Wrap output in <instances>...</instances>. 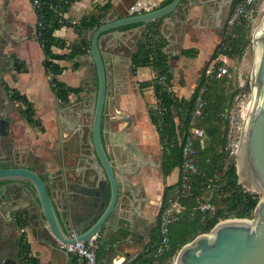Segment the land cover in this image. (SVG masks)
<instances>
[{"label":"crops","instance_id":"crops-1","mask_svg":"<svg viewBox=\"0 0 264 264\" xmlns=\"http://www.w3.org/2000/svg\"><path fill=\"white\" fill-rule=\"evenodd\" d=\"M213 1L181 0L177 9L164 19L123 26L100 37L109 95L102 120L103 144L108 156L118 161L116 170L132 187L135 198L132 199L129 189L122 187L109 227L104 235L94 238L103 247L102 253H106L109 264H127L147 248L153 230H157L151 231L152 227L147 226L149 220L157 216L152 206L158 205L163 194L161 191L158 200L149 195L153 181L148 166H142L139 174H133L138 169L136 162L153 164L157 161L151 146L158 133L150 121L148 109V105L154 103V90L151 86H139L150 83L157 72L150 65L134 69L132 57L146 43L150 29L156 31L171 77V92L179 99H190L220 37V29L215 27L219 5ZM170 2L172 0H111L110 9L92 28L80 33L72 27L57 29L55 37L67 44L84 41L89 45L84 54L58 61L64 71L57 79L78 90L63 103L54 94L44 68V52L37 40V17L30 0H0V166L26 167L36 172L45 182L62 217L69 207L73 214L81 210L82 201L89 199L94 179L99 176L91 135L98 87L90 58L93 28L132 16L136 14L134 10L141 13ZM104 3L105 0H74L66 16L75 21L99 16L98 7ZM186 50L193 52L184 54ZM54 51L67 53L61 49ZM5 86L17 90L30 103L38 125L28 123L21 113L25 103L11 101ZM131 144L138 149V155L130 149ZM171 173L165 177L159 173L157 181L162 186L178 183L179 171L172 179ZM19 205L8 195L0 199V236L5 237L11 247L5 260H15L19 264L18 253L23 239L38 264H74V257L65 252L61 244L60 249L54 248L36 234L26 213L16 211ZM24 223L28 227L25 236L20 234ZM17 239L18 248L13 245Z\"/></svg>","mask_w":264,"mask_h":264},{"label":"water","instance_id":"water-1","mask_svg":"<svg viewBox=\"0 0 264 264\" xmlns=\"http://www.w3.org/2000/svg\"><path fill=\"white\" fill-rule=\"evenodd\" d=\"M180 3L181 0H172L158 9L152 8L141 13L134 10L136 14L132 16L106 22L92 30L90 58L96 70L98 87L92 112L91 135L99 176L94 179L89 199L82 201L81 210L73 214V209L69 207L62 217L54 206L45 182L36 172L26 167L0 166V199L8 195L17 204L19 202L20 207L16 211L26 213L31 228L48 245L60 249L61 243L87 242L96 236L101 237L118 208L122 187L124 190L129 189L132 199H135L134 190L116 170L118 161L108 156L103 144L102 120L109 95L99 40L103 33L123 26L164 19ZM252 36L256 52L250 82L252 99L241 127L236 172L238 182L244 188L264 195V17ZM129 147L138 155L134 144ZM135 166L139 168L144 164L136 162ZM133 174L136 175L137 171ZM7 189L10 192L7 193ZM70 234L74 237H70ZM0 237V264H16L15 260H5L11 247H8L5 237ZM18 244L19 239L13 243L16 248ZM105 256L103 252L101 264H109ZM174 264H264V198L259 200L252 219L218 222L208 233L198 235L182 246Z\"/></svg>","mask_w":264,"mask_h":264},{"label":"trees","instance_id":"trees-1","mask_svg":"<svg viewBox=\"0 0 264 264\" xmlns=\"http://www.w3.org/2000/svg\"><path fill=\"white\" fill-rule=\"evenodd\" d=\"M74 0H62L63 2V11H68L71 3ZM238 0L234 1L233 7L237 4ZM167 4V3H166ZM56 0H40V6L35 11L37 17V40L44 52V68L46 73L50 77V83L52 85V90L56 97L63 103H67L69 96L71 94L77 93L78 90L71 89L65 86L64 83L60 82L57 77L62 74L64 68L58 65L59 60H71L77 55L84 54L89 48V45L81 41L78 44H67L65 41L60 40L55 37V31L63 25L58 22L59 19V10L56 8ZM111 0H105V3L98 7V10L101 12L99 16H88L83 17L78 20V23L72 28L80 33L86 29L92 28L94 25L99 23L100 18L110 9ZM69 27V26H68ZM157 34L156 31L150 29L147 33L146 43L141 46L138 52L132 57L133 68L137 66H146L150 65L155 69L158 74H165L167 76L166 84L159 85L156 79H153L150 83H140V87L151 86L154 90V95L160 100V106L166 108V112L162 115L158 112L149 109L150 121L153 124L155 130L158 133V140L161 146V158L162 166L161 172L162 175L168 176L175 168H178L181 161V143H182V128L187 129L188 123L191 118L192 109L194 106V98L196 90L205 83L204 72L201 76V80L195 89L193 96L190 99H179L175 97L172 92L166 90L167 86H171V77L168 72V66L166 64L163 53L161 52V41L159 43V48H156L155 51L151 46V37L150 35ZM229 40V39H228ZM230 42V40H229ZM222 43H225L224 40H221L217 45L212 57L210 60L215 59L220 53L223 55L233 54L235 51V45L233 44L230 51L227 53L226 50H222ZM231 45V44H230ZM54 49L67 50L65 54H59L54 51ZM193 52L191 50L184 51V54H189ZM19 69V68H17ZM212 80L214 87L216 85L223 84L222 82H217L213 78H208ZM208 80H207V90L208 91ZM215 81V82H214ZM6 91L9 94L11 101H23L25 103V108L21 110L22 115L28 121L30 125H38V121L34 119V111L24 97L15 89H10L5 86ZM213 89V87H212ZM207 97V96H206ZM208 105V102H207ZM205 105L203 116L199 119L201 121L198 124L199 127H203L207 122L206 118L210 117L217 118L219 112L225 110V108L220 109L219 111L215 108L212 113L208 111L211 107ZM220 113V114H221ZM219 114V115H220ZM214 116V117H213ZM199 121V122H200ZM215 134H218L219 131L217 128L210 130ZM215 141L220 146V149L217 147L208 146L204 149H197L196 163L199 170V173L194 177L193 181V195L182 201L185 206V210L192 211L196 208V212L193 215V218L190 219L189 215L182 214L178 215L173 222L170 228V242L168 249L159 257H156V249L159 244V232H158V222L157 230L155 229L152 237L150 239L149 245L141 253H139L135 258L130 260L127 264H153L154 261L164 262L172 258L185 244L192 241L199 234L208 233L218 222L226 219H252L254 210L260 200V195L246 190L239 182L236 172V165L233 161L226 163L227 156L223 153V143L224 139L220 136H217ZM206 148V149H205ZM208 152L212 153L213 158L210 163H204L200 161V157ZM210 159V158H209ZM177 186V189H175ZM179 189V184L165 186L162 194L161 206L159 209V214L165 208L167 200L173 196L171 191ZM205 191H211L213 198L210 202L214 206V211L210 212H201L198 210V205L202 203L199 198ZM175 193V194H176ZM184 213V214H185ZM158 214V216H159ZM20 215V214H19ZM203 219V220H202ZM18 220L21 223V217H18ZM158 221V219H157ZM27 224H22L23 226ZM103 251V247L98 245V254ZM159 258V260L157 259ZM18 263L19 264H38V260L35 257L30 255L28 244L25 240L20 241V249L18 253Z\"/></svg>","mask_w":264,"mask_h":264},{"label":"rangeland","instance_id":"rangeland-1","mask_svg":"<svg viewBox=\"0 0 264 264\" xmlns=\"http://www.w3.org/2000/svg\"><path fill=\"white\" fill-rule=\"evenodd\" d=\"M238 2V1H237ZM234 8L231 9V11L225 16L222 27L220 29V37L218 38V44L221 40H224L227 43V53L232 48L233 44L235 45V51L232 52L233 54H228L224 56V66L227 68V73L221 78V79H215L217 82H222L223 84L221 87L219 85H216L214 87V84L212 83V80H208V91H205L204 93V100L205 105L211 106L208 111L212 113L214 109L216 108L218 111L222 108H225L224 111L219 112L218 117L219 119L212 118V114L210 117L206 118L207 122L202 127L205 134V143L206 146H213L217 147L216 149H220V146L216 143L221 145L219 141L213 140L214 134L213 132H210L211 129L217 128L219 133L215 134L216 136L214 139H217V136H220L224 139L223 143V150L224 154L227 156L226 163L229 161H233L236 165V147L240 143L241 139V130L236 133V138L233 139V137L229 138L230 131L235 129V127H242L243 124V118H245L247 110L249 108L251 99H252V89H251V74L254 66V61L256 57L255 52V46L253 43V33L255 29L260 25V23L263 20L264 17V0H257V6L256 11L254 14V20L253 21H242L239 24L230 25L228 23V19L230 14L233 12ZM217 39V38H216ZM230 42H229V40ZM231 44V45H230ZM233 50V48H232ZM215 59L210 60L208 63V68L215 62ZM214 79V78H213ZM215 82V81H214ZM213 87V89H212ZM206 90H207V84H206ZM207 96V97H206ZM152 104L148 105V109H152ZM215 107V108H214ZM214 117V116H213ZM198 119L196 121L197 124H200L201 121ZM234 124V126H233ZM181 130H185V128H182ZM182 135V133H181ZM152 151L156 156L157 161H161V146L159 144V140H153L152 143ZM204 149V148H203ZM206 149V148H205ZM202 150V149H200ZM153 154V155H154ZM210 156H208V152L204 154L202 157H200V161H204V163H210L211 159L213 158L212 153H209ZM210 158V159H209ZM179 168V167H178ZM179 170L174 169L171 173V179L174 178ZM152 174V184H150V191L149 194L154 200H158V196H160L161 191L163 192L164 187L160 182L157 181V173L151 172ZM170 179H168L169 182ZM175 182L174 184H176ZM173 184V185H174ZM177 189V186L176 188ZM172 190V195H175L177 190ZM246 189V188H245ZM247 190V189H246ZM249 191V190H248ZM251 192V191H250ZM260 199L264 198V195L259 194ZM213 198V194L211 191H205L202 196L199 198V200L202 201V203L210 202ZM161 200H158V205H153L152 208L156 209V219H159V208L161 206ZM212 203V202H210ZM213 210L208 211L212 213ZM151 207V206H150ZM158 208V210H157ZM196 208L192 211H187L184 209L180 214L182 216L189 215L190 219L193 218V215L195 214ZM185 213V214H184ZM179 214V215H180ZM160 215V214H159ZM196 215V214H195ZM178 216V215H177ZM203 220V219H202ZM223 221V220H221ZM158 222V221H157ZM205 234V233H204ZM201 235V234H199ZM175 254L172 258H170L167 261L160 262V261H154L153 264H174ZM159 260V258H157Z\"/></svg>","mask_w":264,"mask_h":264},{"label":"built area","instance_id":"built-area-1","mask_svg":"<svg viewBox=\"0 0 264 264\" xmlns=\"http://www.w3.org/2000/svg\"><path fill=\"white\" fill-rule=\"evenodd\" d=\"M30 2L34 10L39 8L40 0H30ZM56 2L58 5L56 8L59 10L60 16L58 22L63 25V27H73L76 25L78 21L68 18L66 16L67 11H63L62 0H56ZM256 6L257 0H238L233 12L229 16L228 23L230 25H235L242 21H253ZM150 37L151 46L155 51L156 48H159L160 38L156 34H152ZM227 46L226 42L222 43V50H227ZM224 62V55L220 53L215 62L209 68L207 67L205 69V83L196 90L194 106L188 127L182 132L181 161L178 168L179 189L175 195L167 200V204L160 213L158 219L159 244L156 249V257L161 256L169 247L170 228L177 215L185 209L182 201L193 195L194 177L199 173L196 163L197 149H203L206 146L204 130L198 126L196 121L203 116L205 108L204 93L206 91L207 80L208 78L221 79L227 73ZM155 79L159 85H165L167 76L165 74H158ZM166 90L171 92V87L167 86ZM151 106L152 110L158 112V114L162 115L166 112V108L160 106V100L157 97H155L154 103ZM238 129L240 132V127H235V129L233 127L228 135L229 138L233 137V139H235ZM197 208L201 212H208L213 210V204L210 202L200 203ZM27 232L28 227L26 225L21 227L22 235L25 236ZM72 237H74V235H72ZM61 248L74 257V264H101L98 254V243L95 239H90L87 242L77 241L71 244L61 243Z\"/></svg>","mask_w":264,"mask_h":264},{"label":"flooded vegetation","instance_id":"flooded-vegetation-1","mask_svg":"<svg viewBox=\"0 0 264 264\" xmlns=\"http://www.w3.org/2000/svg\"><path fill=\"white\" fill-rule=\"evenodd\" d=\"M215 1L219 5V7L217 8V10L219 11V15H218V18H217V22L215 23V27H216V29L217 28L221 29L223 20H224L225 16L231 11L235 0H215ZM215 1H213V2H215ZM216 24H219V25H216ZM137 152H138V149H137ZM160 159H161L160 163H157L159 161H155L153 164H150L149 162L148 163L138 162V163L139 164L140 163L141 164H144V166L145 165L148 166L150 168V171L151 172H156L157 173V177H158L160 174L162 175V172H161L162 158H160ZM141 167L142 166H140L137 169V174L140 173ZM150 176L152 177V174L151 173H150ZM147 226L149 228L152 227L151 231L154 228H157V219L155 218L154 220L153 219L152 220H149V223L147 224ZM154 231H155V229L153 230V233H154ZM14 242H15V240L13 241V243Z\"/></svg>","mask_w":264,"mask_h":264},{"label":"bare ground","instance_id":"bare-ground-1","mask_svg":"<svg viewBox=\"0 0 264 264\" xmlns=\"http://www.w3.org/2000/svg\"><path fill=\"white\" fill-rule=\"evenodd\" d=\"M250 107H251V103H250V105H249V108H250ZM246 114H247V113H246ZM239 147H240V143H239V145L237 146V149H236V152H235L236 154L239 153ZM242 180H243V178H242Z\"/></svg>","mask_w":264,"mask_h":264}]
</instances>
